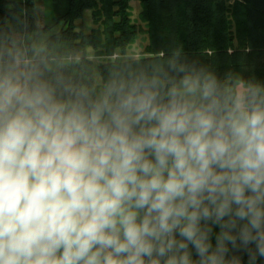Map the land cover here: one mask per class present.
Listing matches in <instances>:
<instances>
[{"label":"clouds","instance_id":"clouds-1","mask_svg":"<svg viewBox=\"0 0 264 264\" xmlns=\"http://www.w3.org/2000/svg\"><path fill=\"white\" fill-rule=\"evenodd\" d=\"M46 71L0 57V264L264 259V83L179 50L98 89Z\"/></svg>","mask_w":264,"mask_h":264},{"label":"trees","instance_id":"trees-1","mask_svg":"<svg viewBox=\"0 0 264 264\" xmlns=\"http://www.w3.org/2000/svg\"><path fill=\"white\" fill-rule=\"evenodd\" d=\"M130 0H53L61 29L44 41L36 37L50 27L37 25L36 0H0V57L21 55L60 73L76 85L92 86L95 69L104 82L114 68L132 64L148 69L179 50L188 61L216 75L264 83V0H140L148 44L137 59L117 58L95 63L88 57L125 54L138 28L128 12ZM92 10L97 28L86 31L78 24ZM69 57V61L66 58ZM242 255V254H241ZM247 264V257H242ZM264 264V259L258 260Z\"/></svg>","mask_w":264,"mask_h":264},{"label":"rangeland","instance_id":"rangeland-1","mask_svg":"<svg viewBox=\"0 0 264 264\" xmlns=\"http://www.w3.org/2000/svg\"><path fill=\"white\" fill-rule=\"evenodd\" d=\"M234 0H228L229 5L233 4ZM141 2L140 0H130L128 12L132 19V22L136 24L138 28V34L136 39L127 47L125 54H122L121 51L117 52V57H108V55H97L96 51L90 49L88 51V57L92 59L95 63V67H98L99 63H104L109 60H115L117 58L126 59H137L144 54V50L148 44V36L146 34V23L141 19ZM36 13H37V25L39 27H50L49 32L44 33V35L37 36V41H44L48 36L53 33L58 32L62 24L56 25L57 16L53 7V0H36ZM92 10L85 12L84 18L78 21V24H81L82 28L86 31H90L93 28H97L98 24L94 22V15ZM69 61V57L66 58ZM104 83L100 73L95 69L93 76V83L91 87L100 88Z\"/></svg>","mask_w":264,"mask_h":264},{"label":"built area","instance_id":"built-area-1","mask_svg":"<svg viewBox=\"0 0 264 264\" xmlns=\"http://www.w3.org/2000/svg\"><path fill=\"white\" fill-rule=\"evenodd\" d=\"M112 57L116 58V57H117V55H114V56H112Z\"/></svg>","mask_w":264,"mask_h":264}]
</instances>
